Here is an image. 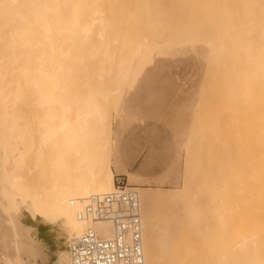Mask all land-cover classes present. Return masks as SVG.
Listing matches in <instances>:
<instances>
[{"label":"bare ground","instance_id":"bare-ground-1","mask_svg":"<svg viewBox=\"0 0 264 264\" xmlns=\"http://www.w3.org/2000/svg\"><path fill=\"white\" fill-rule=\"evenodd\" d=\"M8 1H9V6L7 7V9L12 10L13 15L17 17L16 18L18 25L17 29L19 30V33L21 35L25 36L26 39L25 44L28 52L26 54L27 55L26 57L29 63H33L32 68L34 72H36V74L38 73L39 77H41L42 82L41 81H40L41 83L39 82V84H41L40 85L41 88L38 87L39 93L40 90L43 89V92L45 94H48V95H44L43 93H40L39 95L43 94L44 96H52V95L56 97L58 96L56 98V101L59 100L57 102L60 104L62 108L61 110L62 116L60 118L61 129L66 130L67 133L66 135H68L69 138V133L71 134L73 130H78L79 133H85L86 130L89 128L93 127L94 132H96L97 131L96 129L99 128L100 133L98 132L99 137L98 136L97 137L100 139H98L97 141V145H99V148L96 147L97 150H94L95 152H93L96 153L99 151V154L97 153L99 156L98 155L96 156L95 154V156L98 158L94 157L95 159L92 158V160L91 159L86 160L85 155L83 156L81 155L82 159L79 162L76 161L75 163H71L69 161L66 162L65 167L76 168L77 171H80L79 174L80 177H78L79 175L77 174L76 176L74 175V173L67 172V174L63 178L64 179L63 182L61 183L62 185L61 189L59 185L58 192L60 194H59L58 202L50 203L49 201L50 205H47L48 203L44 202L42 206H39L34 201L24 200L23 202H20L18 204L17 208L12 210H7L6 209L7 207H5V205H1L0 203V242L2 244L1 245L2 248L6 247L7 249V246H4V244H7L9 246L12 245V247H14L13 255L15 256L16 253L19 252L18 248L23 246L24 248L29 247L32 250H34L36 244H41L44 240L40 236L41 230L48 229L52 232L58 224L61 225L62 231L68 234L69 240H72L75 236L81 235L88 229H94L99 234L105 237H110L113 235L114 229L112 224L106 220H94L92 216L86 214L85 207L92 196L110 193L116 187V179L114 178L116 173L112 168L111 161L109 160L110 156L109 155L107 156V154L105 153L109 149L111 137L114 132L113 127H111V125H113L112 123L113 116L111 117L112 114H109V112H112V110L115 108L118 111L117 114L118 121L122 120L123 115L120 114L121 110H123L121 107V103H122L121 95L125 93L124 91L126 90L127 87L126 84L130 80H132L133 76L135 77V74L133 73L134 64L141 61V58H144L143 59L144 61L148 55L152 56L154 59V57H158L159 55L161 56V54L176 56L179 53L181 54L183 50L190 49L197 51L198 46L200 47L202 46V49L204 51L209 49V52L211 54L209 53L210 54L208 56L209 58L206 55L205 56L206 59L208 58L212 61L215 59V62L219 60L218 66L220 69L216 68L219 71H216L218 73H216V77H214L215 80L218 81V83L216 81L214 83L218 85H216L215 87L214 84L213 87L211 86L212 89H207V90L209 92L211 90L212 93H215L216 91H214L213 88L217 90V87L219 86L218 87L219 90H217V93L222 92L223 94H225V91L223 92V90L225 89V86H227L226 89L228 88L230 90L227 89L229 92H227L226 96H228L231 91L233 93L235 92L237 96L240 93L241 95H239L238 96L239 99H237L238 97L235 98L236 96L232 93V95L236 100H233L229 96L228 99L227 97H225V99H227V101L225 100V102H228V100L235 101L238 103L242 101V103H247L248 105L247 107H249V104L247 101H244L243 98L244 96L246 97V95L247 97L250 96V103H251L250 107L254 110V112L253 110L251 111L252 116H250L251 115L250 110L245 109L243 107L244 110L242 109V111L244 114L246 112L245 115L247 116L245 117L246 118L249 117L248 119H250V117L251 119L253 118L255 119L254 115L256 114L255 122H253L254 119L247 121L245 120L246 118H243L246 122H252L250 123L252 124L250 126L251 128L249 127L250 130L249 137L247 134L243 135V133L246 132H243V130L242 131L239 130L240 129L239 127H238L239 129H236V131H240L238 132V134L242 132L241 136L238 135L239 137H241V139H238L239 137H237L236 135L237 137L236 141H238V143L239 142L242 143V144L239 143L241 145L237 144L238 146L237 149L243 146L244 142H245L244 147H246L247 149L241 147L239 151L238 150L235 151L238 153V155L239 154L241 155L239 157L238 155L237 156L229 155L231 154L230 151L228 154L229 156L228 155L227 156L232 158L233 161L230 158H229L230 161L226 159V161L229 162V163L226 162L227 165L231 163L229 166L223 163L224 161H222L221 162L222 164H220L219 163L220 161L213 155L214 154L213 153L214 148H212L213 144H210L212 143V141L209 144L207 143L206 144L207 146L205 145L203 147L205 142L202 143L203 142L202 139V141L200 142V146L202 143V147L199 153L203 152L202 153L203 155L199 157L200 163L195 164V165L197 164L201 165L200 168H202L201 169L202 172L200 170L197 171L199 166H197L196 169L195 167H193L194 169H191L192 167L190 168V165L193 166V163L191 164L189 163L190 165L187 166L186 174L184 173L185 174V180H183L184 186H186L187 188V185L191 186L194 184L195 186L198 184H202L204 187H207L208 189L220 187V186L227 187L229 185L232 187L233 184H234L233 186H236L235 185L236 183L239 184V182L243 181L242 180L243 177L242 178L239 177L241 175L243 176V172L245 170H247L248 172L247 171L244 172V178L247 176L246 174L247 172L248 175L250 176L249 179L250 181H252V183L250 181L249 182L252 185L264 184V119H263L264 118V0H8ZM243 58L244 60L248 61L245 62L246 63V65L244 64L245 67L251 64L252 68H250L251 66L246 67L247 69L248 68L251 69V71L248 69V71L251 73L249 72L247 73L246 71L247 69H245V67L242 66L244 62ZM246 58H248V60ZM150 59L148 58V60ZM236 60L237 61L240 60L241 64L239 62L236 63L235 62ZM138 64L137 67L139 70V66L141 65L138 66ZM233 65H237L239 68L241 67L244 68L243 69L241 68L242 69L241 70L238 69L237 66H233ZM222 66H225V68L224 67L222 68ZM207 67H210L209 64L207 65ZM226 67H228L229 70L233 69L232 71L230 70L231 72L237 70L236 73L233 72L234 74H236L235 75L236 77H238L237 75H239V77L244 75L246 76L245 78L247 79L248 78L247 75H249L251 79L248 78L249 81L248 82L246 79H244L243 76L240 77L241 79L243 78L240 81L239 77L238 78L234 77L233 73H231L232 75L231 77L230 71L226 69ZM211 68L213 70H211ZM214 68L215 67L213 64V66L210 67V72L211 71L214 72L215 71ZM104 70L110 72L111 75L109 73L108 74L109 76L113 77V79H111L114 80L112 81L113 84L110 82L109 80L110 78L107 80L109 76H106L107 78L104 77L105 76V74H103V72H105ZM226 70L227 72H229L228 76H226L227 75ZM207 71L206 72L209 73V70ZM220 71L225 74L224 75L221 74ZM255 71L256 73L253 74ZM100 72H102L103 75L100 74ZM240 73L242 75H240ZM218 74L219 77L222 75L223 77L225 76L224 77L225 80L226 78H228V80L225 81L222 77V80L225 83H227L228 81V83L227 84L222 83L221 77L219 81V77H217ZM91 75L92 78L95 79L92 82H91L92 79L90 80L89 78H87V77H91ZM94 75L95 77L99 75L97 78H100V81L101 79L102 80L105 79L104 80L105 83L97 84V80H96L97 78H95ZM211 75L209 74L210 77ZM250 75H253V77ZM254 75H256L255 78ZM137 76L139 77V75ZM209 76L208 75L206 76L207 79ZM84 78L88 79V81L87 80L86 81L89 84L96 81L94 84L98 86L102 85L104 86V88L107 86V89L108 87L109 89L105 93L106 89H104L105 90L104 92L101 91V87H102L101 86L100 87L101 92L98 93H102L104 96H102L101 94L102 98L99 99L98 97H100L99 96L100 94L98 93L96 94L92 91L94 90L96 92L95 89L90 90L89 84L88 87L86 85H83L86 83L84 82ZM205 79L206 78L204 77V80ZM233 79L234 82H238L239 80L240 82L239 84L242 83L243 86L237 83L236 85L238 86L237 89L235 86L236 83L232 85ZM210 80L211 79L209 78L208 81ZM78 81L82 82L83 84ZM106 82H110V84L112 85L110 86L109 83ZM219 82L224 87L223 86L221 87ZM212 83L213 82L211 83L208 82V85L209 84L212 85ZM229 83L230 85H228ZM208 85L204 87L207 88ZM246 85H248V87ZM84 86L87 87L86 88L87 90L85 89ZM91 86L92 84H90V87ZM230 86H235V88L232 90L231 89L232 87ZM240 86H242L240 88L241 91L239 89ZM244 88L246 89L244 90ZM34 89H36V87ZM83 89H85L87 93L88 90H90V92L87 94ZM237 90L240 92H238ZM243 91L246 92L243 93ZM248 92H249V96H248ZM203 95L204 94H202V97ZM212 96L214 97V95ZM219 99L222 100V97ZM222 101H224V99ZM231 101H229L230 103L228 102L229 107L231 106L232 103ZM216 103L217 102L215 101V104ZM221 104L224 103L221 102ZM233 104L235 105V103ZM211 105L210 107H212ZM240 105H238L239 106L238 110H240L241 112ZM211 109L213 110V108ZM211 109L209 111H211ZM217 109L219 108L217 107L216 109H214L213 114H215V112H219V110L217 111ZM247 110L249 111L248 112L249 116ZM201 111L199 112L201 113ZM235 112H237V110ZM211 113L212 111L210 112V114ZM229 113L231 112L229 111ZM213 114L212 117H214ZM216 114H219L220 116V113H216ZM223 114L228 115L227 113H223ZM238 114L239 113H237V115ZM240 115H242V113ZM240 115H238V118ZM232 116L230 117L233 118L234 116L233 117ZM212 117L211 120L213 119ZM216 118L218 119L219 117L217 116ZM216 118L214 119V121L216 120ZM231 118H226V119L230 122L229 119ZM235 118L237 119V117ZM241 118L237 121V122L240 121V124L244 123L241 122ZM223 119L219 118L220 121L217 122L223 124L224 121H226L225 119L224 121H222ZM120 121L118 123H120ZM256 121H259L258 123L259 127H256L257 124ZM217 122L214 123L217 124ZM226 124L228 125L230 123H226ZM237 124L239 125V123ZM221 125H219V127ZM234 125L236 126V123ZM210 126L213 125L211 124ZM252 126H254L255 128ZM194 129L196 130L195 127ZM200 129L198 128L197 130ZM214 130L216 131L217 129ZM220 130L221 132H224L223 126L222 129ZM88 131H90V129ZM115 131L117 133L116 128ZM195 133L190 132L191 144H192L191 137L192 136L194 137V135H196ZM222 135L224 134L222 133ZM232 135H229L230 139ZM205 136H203V138ZM211 137L210 139H212ZM223 137L225 138V136ZM210 139L208 138L207 140L210 141ZM227 139L229 141V138ZM227 139L224 140L228 142ZM247 139L250 140V142L249 141L247 142ZM195 140L196 139H194V141ZM221 142L223 144V140ZM229 142H231L232 144L233 141H229ZM189 143L188 145H191ZM245 144L246 145L250 144V146L248 147ZM211 145L212 147H210ZM217 145H219V143ZM222 147L224 148V145H222ZM232 147L233 146H230L229 148L231 149ZM192 148H194V145H192ZM242 148L244 149L242 150ZM248 149H250L251 152ZM189 151L190 150H188V152ZM191 151H193V149ZM77 153H79V151H77ZM103 153L106 154L107 158L104 156ZM194 154L192 155L193 156L196 155V156L193 158H198L197 156L198 154L195 155ZM220 156L222 155L220 154ZM193 158L189 159L190 162H193L194 160ZM246 159H248L249 162ZM216 160L218 162H216ZM235 161H240V162H235ZM242 161L245 163L243 164ZM196 162H198V159H196ZM246 162L248 163L249 166L247 165ZM217 163L220 164V167H216L217 170L219 168L218 171L215 170V167L213 166V165L217 166L218 165ZM232 163L234 164L236 163V164L232 165ZM237 163L240 164L238 165ZM231 165L233 167L234 166L237 167L239 171L235 167L233 168ZM202 166H205L206 168ZM238 166L240 167V169ZM243 167L245 169H243ZM17 168L19 169L20 167L18 166ZM204 168L205 171H203ZM15 170L11 172L9 171L6 174L5 183L8 185V187L6 186V184L4 185L6 186L7 189H9V186L11 187L15 185V183L20 178H22V176L16 174L17 171ZM238 172L240 173V176ZM81 174L82 175L89 174V175L87 178L86 177L81 178ZM128 178L129 179H128L127 188L129 186H133V175L129 173ZM237 178H238V182H236ZM239 179L241 180L239 181ZM245 180L246 178L244 179L243 182H246L248 185V180L246 181ZM161 182L162 181H160L159 183ZM241 183L240 185L242 186V184L244 183L242 184ZM0 184H2V182H0ZM48 188H49L48 190L51 191L50 194L48 195H51L52 192L54 194L56 188H53L52 186L51 189L50 187ZM131 189L137 192L140 199L141 221L143 226V235H142V243L144 250L143 264H222V259L217 257L214 258L213 260H210L209 261L210 263L202 258H195L193 260H191L190 258L189 260L190 253L188 252V250L191 248L189 246L186 247L184 246L183 248L184 251H182L180 257L178 256V258L176 259L173 258L170 259V251H169L170 242L168 238L169 235L168 230L166 228L167 225L163 221H162L163 223H161L160 218L161 217L165 218L167 213L170 214L169 212L171 211L168 210L169 209L171 210V207L169 206H172V203L175 200H177L178 197L181 196L180 195L181 193H179L181 189L180 190L178 189L179 191L177 190V188L164 190L161 187H159V185L157 186V188L154 189L149 186L143 188L136 187ZM45 190L47 191L46 188ZM46 191L45 193H49ZM48 195H46L47 198ZM50 197L52 198L54 197V195ZM49 200L51 199L49 198ZM46 210H48L47 212L49 213H46ZM41 213H43V216L40 215ZM27 214L29 216H27ZM182 216L186 219L183 220H185L187 224V226L181 230V233H183V237H184L183 239L185 241L188 240L189 234L193 230V227L191 226L192 225L191 223H193V221L190 220V215L187 212V210L182 214ZM188 224H190L192 228ZM61 236L62 233L54 238L56 239V244L61 245L57 241L60 238H62ZM36 249L39 250V247ZM58 255L59 257L58 260L56 261V264H72L69 250L67 252L66 250L61 249ZM10 256H12V253H8L6 255V257H10ZM246 262L241 261V264H256L253 260L249 263Z\"/></svg>","mask_w":264,"mask_h":264},{"label":"rangeland","instance_id":"rangeland-1","mask_svg":"<svg viewBox=\"0 0 264 264\" xmlns=\"http://www.w3.org/2000/svg\"><path fill=\"white\" fill-rule=\"evenodd\" d=\"M8 6V0H0V182H2V184H0V203L1 205H5V207H7V210H12L17 208L18 204L20 202H23L24 200L34 201L39 206H42L44 202L48 203L47 205H50L49 201L50 203L58 202L60 194L58 192L59 185L61 189V183L63 182V178L65 177L67 172L74 173V175L80 174V171H77L76 168H66V162H79L82 159L83 155H85L86 160L98 158L96 156L99 154V151L96 153L93 152H95L94 150H97L96 147L99 148V145H97V141L98 139H100L98 138V132L100 130L99 128H97V131L94 132L92 127L89 128L90 131H88L89 129L86 130V134L79 133L78 130H73L71 134L69 133L68 138V135H66V130L61 129L60 118L62 116V108L57 102L59 100L56 101V98L58 96H44L48 94H45L43 92V89H41L42 92L40 90V93H43L44 95H39L40 93L38 87H40L41 85L39 84V82H42L41 77H39L38 73L36 74V72H34L32 68L33 63H29L26 57V54L28 52L25 44V36L19 33L16 21L17 17L13 15L12 10L7 9ZM197 48V51L190 49L183 50L181 54L179 53L176 56L161 54V56L159 55L158 57H154V59L150 55H148L147 58L144 56L146 58L144 61V58H141V61L134 64L133 73L135 74V77L133 76L134 79L132 77V80H130L126 84L127 87L124 91L125 93L122 92L125 95H121V107L123 109L120 112V114L123 115L122 120H119L121 124L118 123L119 121L117 119L118 111L114 108L115 110L113 109L112 112H109V114H112L111 117L113 116V125H111V127H113L114 132L111 137L109 149L105 153L107 154V156H110L109 160L111 161L112 168L116 173L114 177L116 181L120 180L124 183V185H127L129 179L128 174L131 173L133 175V186H129L128 188H143L149 186L154 189L159 185V187L164 190L173 188H177V190L181 189L180 191L182 192L178 190L179 193H181V196L172 203V206H169L171 207V210L169 209V207V210L167 209L168 211H171L169 212L170 214L167 213L165 218H160L161 223L164 222L167 225L166 228L168 230V238L170 242V259H176L178 258V256L180 257L182 251H184V246H189L191 247L188 250V252L190 253L189 260L190 258L191 260L195 258H202L209 262L210 260H213L217 257L222 259V264H241V261H247L246 263H249L252 260L256 264H262L264 263V184H262L263 186L261 184L252 185V181H250L249 179L250 176L247 173L248 171L245 170L247 171V176L245 175V178L246 180L249 179L248 185L246 182H243L245 179V171L243 172V176H240V171V173L238 172L240 176L239 178L243 177V181L241 182L244 184L239 182V184H235L236 186H233V184L232 187L229 185L227 187L220 186L211 189L204 187L202 184L195 185L196 187L194 186V184L191 186L187 185V188L186 186H184L183 180H185V174L188 165L193 163V166L190 165V168L192 167L191 169H194L193 167H195L196 169L197 166H199L197 171H201L202 169L200 168L201 165H195L196 163H200L199 157L203 155V152L199 153V151H201L202 143L205 142L203 145L204 147L207 143L209 144L212 141V143L210 144H213V147L212 145L210 147L214 148L213 155L220 161V164H222L221 162L224 161L223 163L227 165V163L229 162L226 161V159L229 160L230 158L228 156H237L238 153L235 151H239L241 147H244L245 142L243 143V146L237 149V144L241 142L238 143V141L236 140L237 137H239L238 135L241 136L242 132L238 134V132L240 131H236V129L240 128L239 130H243V132H246L243 133V135L247 134L249 137V127L252 125L250 124L252 122H246L245 120L249 121L254 119H251V117L250 119H248L249 117L246 118V112L244 114L242 111V109L244 110L245 108L250 110L251 114V111L253 110L250 107L251 103L249 92V97H247V95L245 94L247 98L244 96L243 99L244 101L248 102L250 108L247 107V103H242L241 101L239 102L241 104L240 105L238 102L231 100H228V102H232L231 106L229 107L228 104L230 102H225V100L227 101L229 96L233 100H236L235 98L241 95V93L237 96L235 92L233 93L231 91L229 95L226 96L227 92H229L228 90L230 89L227 88V90V86H225V89L223 90L221 88L223 85L220 82V88L223 90V92L225 91V94H223L221 90V93H217V90H219V86L217 87V90L213 88L214 91H216L215 93L217 94L212 93L211 90L210 93L207 90L212 89L213 85L215 84L214 82L216 80L214 77H216V73H218L216 71H219L216 69L219 68V60H216L217 62H215V59L213 61L208 59V56L211 54L209 52V49L204 51L202 49V46H198ZM206 55L208 57L207 59L205 57ZM148 58L151 59L148 60ZM205 59L208 61H206ZM246 59L248 60V58ZM235 62L240 63V60H236ZM245 62L248 61L244 60L242 65L244 67L246 65ZM207 63L210 67L214 64L215 73L213 71L210 72V67H207ZM137 64L138 66L141 65L139 66V70ZM249 66H251V64L246 67ZM223 67L225 68V66H222V68ZM246 67L245 69H247ZM237 68L241 69L242 67L239 68L237 66ZM250 68H252V66ZM226 69H228V67H226ZM248 69L246 70L247 73L249 72ZM207 70H209V73H207ZM211 70L213 69L211 68ZM230 70L232 71L233 69ZM249 70L251 71V69ZM104 71V77L109 76L110 72H107V70ZM231 71L230 75L233 72H237V70L233 72ZM205 72L208 76L209 74H212L211 77L209 76L207 79V75ZM226 73V76H228L229 72H227V70ZM255 73L256 71L253 74ZM100 74H102V72H100ZM221 74L224 75L225 73L221 72ZM137 75H139V77ZM223 75L220 76L221 80ZM235 75L236 74H234V77H236ZM240 75L242 74L240 73ZM98 76H96L95 78H97ZM237 76L239 77V75ZM250 76L253 77V75ZM255 76L256 75H254V78ZM204 77L207 80H204ZM217 77H219V74L217 75ZM224 77L223 79L225 80ZM240 77L239 79L241 81L243 78L241 79ZM245 77L246 76H244V79H246ZM247 77L251 79L249 75H247ZM87 78H89L90 80L92 79L91 82L95 80L92 78V75L91 77ZM209 78L211 79L210 81H208ZM248 78L246 79L247 81ZM108 79L111 83L112 81H114L111 80L113 79L112 76H109L107 80ZM86 80L88 81V79L84 78V82L87 83ZM96 80L97 84L105 83V79H101L100 81V78H97ZM226 80H228V78H226ZM205 81L207 84L205 83ZM95 82L90 83L92 84L91 87L89 83H80L86 85L87 87L89 84V89H95L96 92L94 90L92 91L96 94L101 91L104 92V89H106L105 93L108 91L109 87L107 89V86L105 88L102 85L98 86L94 84ZM110 82L106 83H109V85L111 86L113 83L110 84ZM208 82L213 83L212 85H208ZM216 82L218 83V81ZM222 83L227 84L228 81L227 83H225L222 80ZM234 83H236V86L237 83L239 84L240 82L239 80L238 82H234L233 79L232 85ZM206 85L210 87H204ZM216 85L218 84H215V87ZM228 85H230V83ZM239 85H242V83ZM86 86H84L85 89L87 88ZM101 86L103 87V89ZM235 86L230 87H232L231 89L233 90ZM242 86H240L239 89ZM246 86L248 87V85ZM35 87L36 89H34ZM236 88L238 89V86H236ZM245 89L246 88H244V90ZM86 90L85 93H87ZM90 90H88V93L90 92ZM244 92L246 91H243V93ZM232 93L236 96L235 98ZM98 94H100V97L98 98H102V93ZM202 94H204L203 97ZM212 95H214V97ZM102 96L104 95L102 94ZM220 96L222 97V100L224 99V101L219 99L221 98ZM225 97H227V99H225ZM237 99H239V97ZM215 101L217 102V105L215 104ZM221 102L224 104H221ZM233 103H235V105ZM210 105L212 107H210ZM232 105L234 108L232 107ZM238 105H240L241 112L240 110H238ZM215 107L219 108L217 109V111L219 110V112H215V114H213L214 109H216ZM209 108H213V110L211 109V114ZM231 109L234 111H232ZM236 110L237 112H235ZM248 110L247 113L249 112ZM199 111H201V113ZM229 111L231 113H229ZM216 113H220V116ZM223 113L229 114L226 115ZM237 113H239L238 115L242 113L244 117L240 115L238 118ZM212 114L214 117H212ZM210 115L213 118L212 120ZM216 115L219 118H224L226 120H222L224 121L223 124L225 125V128L227 127L226 129L224 128V125L222 123L217 122L220 120L219 118H216ZM230 116H232L233 118H231ZM250 116H252V114ZM254 116L255 119L253 122H255L256 120V114ZM235 117H237V119ZM215 118L216 120L214 121ZM226 118H231L229 119L230 122ZM240 118L241 122L244 123L240 124V121L237 122ZM243 118L246 119L244 120ZM214 122H217V124ZM256 122V127H259V121ZM226 123L230 124L227 125ZM235 123L236 126L234 125ZM237 123H239V125ZM208 124L209 126L211 124L213 125L210 126L213 130L208 126ZM219 125L221 126L219 127ZM207 126L209 127V129ZM222 126L224 132H221L220 130L222 129ZM194 127L196 128V130L198 128L201 129L196 131ZM115 128L117 129V133L115 131ZM218 128L220 131L218 130ZM214 129L217 130L215 131ZM194 130L196 133L194 132ZM230 131L235 136L232 135ZM190 132L196 134L194 135V137H191L192 144L190 140ZM216 133L218 136L216 135ZM222 133L224 135H222ZM208 135H211L212 137H210L212 139H210ZM229 135H232L231 139ZM203 136L205 137L203 138ZM221 136H225V138H222ZM208 138L210 139V141L207 140ZM227 138H229V141H233L232 144L228 141ZM194 139L196 140L194 141ZM202 139L203 142L200 146V142L202 141ZM221 139L223 140V144L221 142ZM224 139H227V141L231 145ZM238 139H241V137H239ZM248 141L250 142V140L247 139V142ZM187 142H190L189 144L191 145H188ZM218 143L219 145H217ZM192 145H194V148H192ZM222 145H224V148L222 147ZM230 146H233V149L231 148L233 151L229 148ZM246 146L249 147L250 144ZM244 148H242V150ZM192 149L193 151H191ZM250 149L248 150L251 152ZM188 150H190L191 152H188ZM77 151H79V153H77ZM194 152L195 154H198V158H193L196 156ZM229 152L231 154H229ZM191 153L195 156H193ZM106 154H104V156L107 158ZM220 154L222 156H220ZM188 156L194 159H192L193 162H190V158ZM239 156L241 155L239 154L238 157ZM196 159H198V162H196ZM216 162L218 161L216 160ZM219 163H217L219 166L213 165L215 167V170H217L216 167H220ZM242 163L244 164L245 162L242 161ZM235 164L232 163V165ZM237 164L239 165L240 163ZM18 166L20 167L19 169L17 168ZM244 167L243 169H245ZM205 168L203 171H205ZM235 168L237 169V167ZM13 170L17 171L16 174L22 176V178H20L15 183V185L11 187L9 186V189H7L6 186L8 187V185L5 183L6 174L7 172H11ZM88 175L81 174V178H87ZM78 177H80V175ZM240 180L241 179H239V181ZM160 181L162 182L159 183ZM236 182H238V178L236 179ZM240 183L242 184V186L240 185ZM4 184H6V186ZM51 186L56 189L54 194L52 192L51 195H48L51 192L48 190V187H50L51 189ZM45 188L47 189V191L45 190ZM45 191L49 193H45ZM46 195H48V198L46 197ZM52 195H54V197L51 198L50 196ZM49 198L51 200H49ZM186 210L190 215V220L193 221V223H191L193 230L189 234L188 240L184 241L183 233H181V230L184 229L187 224L185 221L186 219L182 216V214L186 212ZM47 211L48 210H46V213H49ZM40 215L43 216V213H41ZM27 216L29 215L27 214ZM188 225L190 226V224ZM61 233L62 238L57 240L61 245L55 244L52 257L49 256V247L47 244H45V240H43L41 244H36L34 250L29 247L24 248V246L18 248L19 252L16 253V256L13 255L14 247H12V245L9 246L7 244H4V246H7V249L6 247L2 248V244L0 242V264H56V261L59 257V251L63 249L68 252V243L71 241L68 239V234L62 231L61 225L59 224L51 232L54 238ZM54 240L56 241V239ZM38 247L39 250L36 249ZM8 253H12V256L6 257Z\"/></svg>","mask_w":264,"mask_h":264},{"label":"built area","instance_id":"built-area-1","mask_svg":"<svg viewBox=\"0 0 264 264\" xmlns=\"http://www.w3.org/2000/svg\"><path fill=\"white\" fill-rule=\"evenodd\" d=\"M94 220L113 226L110 237L88 229L68 243L72 264H143V226L140 199L136 191L120 180L107 194L95 195L85 207Z\"/></svg>","mask_w":264,"mask_h":264},{"label":"crops","instance_id":"crops-1","mask_svg":"<svg viewBox=\"0 0 264 264\" xmlns=\"http://www.w3.org/2000/svg\"><path fill=\"white\" fill-rule=\"evenodd\" d=\"M40 236L42 237V239H44L46 241L45 244L48 245L49 247V256L52 257L53 252V248L55 247L56 241L54 240L53 235L51 234V231L46 229V230H41L40 232Z\"/></svg>","mask_w":264,"mask_h":264}]
</instances>
